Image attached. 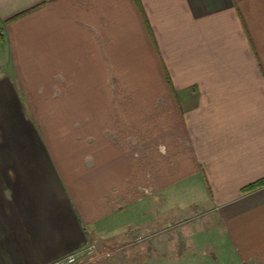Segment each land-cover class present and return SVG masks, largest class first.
<instances>
[{
	"label": "crops",
	"instance_id": "1",
	"mask_svg": "<svg viewBox=\"0 0 264 264\" xmlns=\"http://www.w3.org/2000/svg\"><path fill=\"white\" fill-rule=\"evenodd\" d=\"M0 28V264H264V0H0Z\"/></svg>",
	"mask_w": 264,
	"mask_h": 264
},
{
	"label": "rangeland",
	"instance_id": "2",
	"mask_svg": "<svg viewBox=\"0 0 264 264\" xmlns=\"http://www.w3.org/2000/svg\"><path fill=\"white\" fill-rule=\"evenodd\" d=\"M7 58H8V50H7V47L5 46V44L3 43V41L0 39V74L2 71H6L8 72L9 71V66L5 65L6 61H7ZM183 198L185 200V202L189 201L190 205H184L185 207H187L188 209H191V210H194L195 212H198L200 211V209H197L198 208V205H195V200L193 198H195V195H193L191 192H186L183 194ZM191 203H194V205H192ZM172 206V205H170ZM199 221H203L205 226H206V229L208 230L209 227L207 225V222H209V219L207 217H201L199 219ZM194 223V222H192ZM191 224V223H190ZM192 225V224H191ZM190 225V226H191ZM176 229V226L174 227ZM173 228H170V232ZM98 249H99V252H109V254H112V250L110 249H104V248H101L99 247V245L96 243ZM204 253V254H203ZM202 253V258H201V261H199V259H196L194 258L193 256L191 257H188L186 256L184 261H185V264H229V261L230 260V257L228 254H226L225 252L223 253L224 255L220 256V258L218 260H216L214 258V253H216L215 251L214 252H209L208 249H205V251H203ZM109 254H106V255H109ZM103 256L101 258H98V259H94L93 262H96L102 258H106L108 256ZM228 255V256H226ZM111 256V255H110ZM109 256V257H110ZM123 261H128V258H124Z\"/></svg>",
	"mask_w": 264,
	"mask_h": 264
},
{
	"label": "built area",
	"instance_id": "3",
	"mask_svg": "<svg viewBox=\"0 0 264 264\" xmlns=\"http://www.w3.org/2000/svg\"><path fill=\"white\" fill-rule=\"evenodd\" d=\"M2 29L0 28V34ZM109 254V252H99L95 242H89L86 245L71 251L63 256H60L48 264H85L93 261L94 259L101 258Z\"/></svg>",
	"mask_w": 264,
	"mask_h": 264
},
{
	"label": "trees",
	"instance_id": "4",
	"mask_svg": "<svg viewBox=\"0 0 264 264\" xmlns=\"http://www.w3.org/2000/svg\"><path fill=\"white\" fill-rule=\"evenodd\" d=\"M0 39L2 40L3 39V36L2 34H0ZM264 185V177L247 185L246 187H244V191H248V190H252V189H255V188H258L260 186H263Z\"/></svg>",
	"mask_w": 264,
	"mask_h": 264
}]
</instances>
